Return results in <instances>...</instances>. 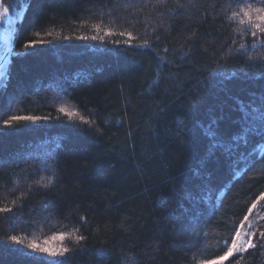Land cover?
<instances>
[{"label":"trees","instance_id":"16d2710c","mask_svg":"<svg viewBox=\"0 0 264 264\" xmlns=\"http://www.w3.org/2000/svg\"><path fill=\"white\" fill-rule=\"evenodd\" d=\"M0 3L13 20L0 82V208L13 210L0 212V264H38L43 254L24 246L76 229L84 239L65 241L72 249L65 264H200L224 255L248 209L264 201V152L238 160L264 136H250L230 156L210 151L205 135L211 125L227 142L241 131L240 102L264 108V36L253 37L241 17L229 19L243 4ZM93 35L104 39L78 38ZM242 44V54L231 51ZM11 116L41 119L7 127ZM38 164L43 171H34ZM49 177L52 186L40 187ZM204 188L212 202L182 200ZM176 204L188 211L173 214ZM261 212L256 246L223 264H264ZM13 235L22 243L13 244Z\"/></svg>","mask_w":264,"mask_h":264},{"label":"snow or ice","instance_id":"6c2138e0","mask_svg":"<svg viewBox=\"0 0 264 264\" xmlns=\"http://www.w3.org/2000/svg\"><path fill=\"white\" fill-rule=\"evenodd\" d=\"M160 2H163V0H160ZM243 4L242 7H240V11H233L232 15L229 17V19H235L237 17H241L240 23L241 24H247L250 27L254 28L256 31L251 32L250 34L255 37L257 35V32L260 33L262 36H264V0H238V6L239 4ZM255 4H259L260 6H255ZM28 7L27 4H24L21 8V11L18 12L16 15L18 18H20L23 14V12ZM10 13V7L8 5H5L3 3H0V22L7 23L11 25L13 23L12 18L9 15ZM94 29L98 30L97 25H93ZM111 34V33H109ZM120 36H124L125 33L121 32L119 33ZM127 36L129 37V40L132 38L131 33H127ZM79 39H101L103 40L104 37L100 36L97 37L96 35H93L91 37L88 36H82L78 37ZM113 43H118L117 41H113ZM126 46H131L128 41H125ZM30 44H25L24 47L28 48ZM142 46H148V41L144 42V45ZM261 47H264V43H261ZM7 51V50H6ZM232 52H235L236 54L240 55L244 51H246L245 45H240L239 49H232ZM3 58V57H0ZM248 59L250 61L256 60L257 57L249 56ZM260 64L261 68H264V58H260ZM239 110L241 112V131L240 133L233 135L229 141H224L217 139L216 133L211 129V125L209 126L208 130L205 131V135L209 137L211 143H210V151L215 150L217 148L223 149L224 152L227 154L235 155L238 148L243 146H247L249 143V138L252 135L255 136H264V108H258L253 107V104L250 102L248 104H245L244 102H240ZM59 111L61 113L66 114L68 117H74L77 115L75 111H67L65 107H60ZM257 113H259V116H257ZM41 119L37 116H11L8 120L4 121L5 126L12 127L13 122H19V121H37ZM47 119V118H45ZM259 119L260 124L256 125V120ZM80 123L83 124H91L92 122L89 120H86L83 116L80 117ZM96 131H99V129H96ZM61 147L60 143H57L55 145L56 149H59ZM257 149H259L261 152H264V141L258 142L256 146L253 147L252 152L245 155L244 153H240L238 160H244L247 161L248 157L254 154ZM50 155H55V152L53 151L50 153ZM46 163V161H45ZM44 169L38 164L36 169L34 171H43ZM195 175H199V170L194 171ZM39 184V182H37ZM54 183V179L52 177L48 178V182L43 185H39L43 188H49ZM31 190V186H30ZM213 194L210 189L204 188L201 189L199 195H194L192 192H187L182 197V200H188L192 201L196 204L199 203H205V202H212ZM261 198L264 199V193H262ZM256 205L253 204L252 208H255ZM252 208H249L248 211L251 213ZM12 208L3 207L0 208V212L4 213H10L12 212ZM188 211L184 208L183 204H176L175 207L172 208L173 214ZM197 217H193V219H196ZM244 220H248V216L244 217ZM79 230L76 229L75 232L72 233H60V234H53L51 237L46 238L43 240L42 243L32 241L29 242L26 246L28 250H30L32 253H38L43 254L42 256L35 258L38 259V264H65L66 259L68 258V254L72 252V249L68 247L65 244L66 240H73L74 242L78 243L84 239L82 235H76V232ZM247 235V238L244 239L242 237V234L239 230H236L235 236L232 238L230 246H227V251L224 253V255L220 256L218 259L220 261L225 260L227 257H231L235 254L246 252L249 248H254L256 245L253 243L252 237L255 235V233L252 234H245ZM261 238H264V232L260 233ZM10 241L13 244L19 245L22 243L21 239L17 236L13 235L10 236ZM261 247H264L262 245ZM47 258H59V259H47ZM200 264H217V260L212 261H201Z\"/></svg>","mask_w":264,"mask_h":264},{"label":"rangeland","instance_id":"374dc122","mask_svg":"<svg viewBox=\"0 0 264 264\" xmlns=\"http://www.w3.org/2000/svg\"><path fill=\"white\" fill-rule=\"evenodd\" d=\"M4 26H3V28H1L0 27V36L1 37H5V38H7L8 36H10V33H11V31H10V29H8L9 28V24H7V23H3V22H1ZM1 48V51H4V49H5V46H1L0 47ZM3 53V52H2ZM1 56V55H0ZM5 68V65L0 69V82H1V80H2V77H3V75H4V69ZM263 203L261 204V205H257L256 204V207L255 208H252V211H251V213H247V215L246 216H248V220L247 221H245L244 219L242 220V222H240L239 223V225L236 227V229H235V231H234V234H233V236H232V238L235 236V232H236V230H239L240 232H241V234H242V237L244 238V239H246L247 238V235H245V234H252V228H253V226H254V224L256 223V221H257V219H259V217H260V215H261V209H262V207H264V201H262ZM232 238H231V240L228 242V244L226 245V251H227V246H230V244H231V241H232ZM239 254H241V253H239ZM235 255H237V254H235ZM230 257H227L225 260H223V261H220L218 258H215V259H212V260H217V264H223V263H225L228 259H229ZM212 260H209V261H212Z\"/></svg>","mask_w":264,"mask_h":264},{"label":"water","instance_id":"95a60500","mask_svg":"<svg viewBox=\"0 0 264 264\" xmlns=\"http://www.w3.org/2000/svg\"><path fill=\"white\" fill-rule=\"evenodd\" d=\"M12 31L13 30H11L10 36H8L7 38L0 36V43L5 46V49L0 56L3 57L0 58V69L4 65H6V63L9 61L10 57L12 56V41H13Z\"/></svg>","mask_w":264,"mask_h":264}]
</instances>
